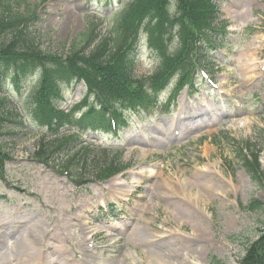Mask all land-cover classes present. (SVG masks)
I'll return each instance as SVG.
<instances>
[{"label":"rangeland","instance_id":"obj_1","mask_svg":"<svg viewBox=\"0 0 264 264\" xmlns=\"http://www.w3.org/2000/svg\"><path fill=\"white\" fill-rule=\"evenodd\" d=\"M127 1L17 0L14 8L36 10L40 21L30 29L43 51L65 52L73 43L80 47L93 25L107 36ZM219 1L215 25L225 33L217 49L204 53L212 83L197 74L196 93L184 87L169 112L157 109L142 114L144 119L127 115L116 138L32 127L27 103L17 97L24 127H11L0 140L11 157L0 170V264H208L210 256L239 264L264 223V211L248 207L254 200L264 207V0ZM138 52L133 70L146 84L159 59L144 41ZM62 88L64 111L85 96L83 82ZM198 106L202 114L213 108L207 121L189 117ZM159 119L166 125L177 120L170 135L155 134ZM64 134L72 138L64 148L43 162L35 158ZM239 150L258 152L260 181L251 177ZM112 158L123 170L98 179L95 172ZM194 174L209 179V191ZM185 180L193 183L192 194L199 191L206 220L181 216L171 205ZM160 182L167 191L157 189ZM111 204L115 214L104 215ZM13 243L32 258L17 254Z\"/></svg>","mask_w":264,"mask_h":264},{"label":"trees","instance_id":"obj_2","mask_svg":"<svg viewBox=\"0 0 264 264\" xmlns=\"http://www.w3.org/2000/svg\"><path fill=\"white\" fill-rule=\"evenodd\" d=\"M13 1L0 0V140L11 133V127H23L14 101L8 97L10 94L13 96L10 89L16 93L15 100L18 97L27 103L32 127L37 126L53 133H57L64 125L77 126L83 130H110L112 124L118 125L120 122L111 111L115 104L126 108L136 103L145 104L148 99L142 78L136 76L133 70V58L141 38L139 30L143 29L160 58L150 77V84L154 87L155 82H161L163 72L172 67L173 72L179 69L184 71L186 67L180 63H191L192 51L193 56H196L204 46H208L205 41L197 39L196 32L202 33L203 27H211L217 13L214 0H173L176 8L173 15L166 9L171 0H130L113 22L108 37L98 36L95 30L97 26H93L80 47H74L76 44L73 43L67 52H52L40 48L30 29L39 21L38 16L33 11H18V6L14 8L18 4L17 0ZM182 15L188 18L190 27L180 20ZM172 27L176 28L178 47L169 53L161 40L159 44L152 41L162 38L161 33H170ZM216 38L219 37L216 35ZM80 80H84L92 100L84 104V98L81 103L84 108L80 109L81 105H77L71 112L58 108L62 101V86ZM167 80L166 77L161 83ZM23 89H26L24 95ZM78 111H81L80 115L75 117ZM72 129L78 131L76 127ZM71 140L69 136H63L50 146H42L34 153L35 158L43 162ZM239 152L251 177L260 181L263 172L259 168L257 152ZM10 159L0 143V170ZM116 166L115 160L108 161L95 174L111 175L118 170ZM262 206L261 202L254 200L248 207L252 211H264ZM255 235L256 238L246 244L239 264H264V223ZM209 264L225 263L210 257Z\"/></svg>","mask_w":264,"mask_h":264},{"label":"bare ground","instance_id":"obj_3","mask_svg":"<svg viewBox=\"0 0 264 264\" xmlns=\"http://www.w3.org/2000/svg\"><path fill=\"white\" fill-rule=\"evenodd\" d=\"M222 108L219 109V111H221ZM202 111H204L203 108L201 107H197L196 109L194 108V112L196 115H189V117L191 118H194L195 116H197L198 118L195 119V121H206L208 118V111H205L204 114H202ZM174 123V121H172ZM177 122V120H175V123ZM163 123V125H162ZM162 128L158 129V128H155V132L158 133L159 135H162V134H168L169 133V128H165L166 124L164 122H160L159 123ZM158 125V124H157ZM199 125L200 122H199ZM155 126H152V129L154 128ZM207 173H210L209 171H206ZM194 177H195V180H199L200 179H205L206 182L204 184H202V187L203 189H206L209 191V188H208V185H207V180H209L207 177H204V176H201L199 174H194ZM191 185L193 187V183L189 180H185L184 182L178 184L176 186V188L178 189L179 191V194L177 195L179 197V200L178 201H172L171 202V205L174 206L175 210L177 211V213L181 216H185L187 218H191L192 216L193 217H200L202 218L203 220H206V217L204 216L205 213V209L201 206V196L199 194V191L197 192V194H192V189H191ZM157 189L161 191V193L163 191H167V185L165 182H160L159 185H157ZM201 221V219H200ZM200 226H203V225H200ZM144 225L141 227V230L138 231L139 234H142V232L145 230L144 229ZM205 227V225H204ZM196 229H199V225H196L195 227ZM36 229L33 227V228H30V231L29 234H34L33 232H35ZM13 246H15V251L17 252V254L21 255V254H27V249L23 246H20V245H17V244H14L13 243ZM12 244H11V247H13ZM33 253H28L27 256H29L30 258H32V255ZM1 260V258H0Z\"/></svg>","mask_w":264,"mask_h":264}]
</instances>
